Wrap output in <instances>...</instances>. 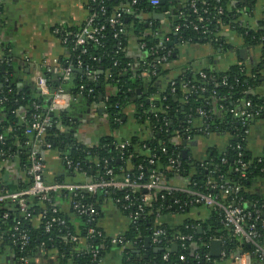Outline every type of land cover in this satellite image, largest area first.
<instances>
[{"label": "trees", "instance_id": "1", "mask_svg": "<svg viewBox=\"0 0 264 264\" xmlns=\"http://www.w3.org/2000/svg\"><path fill=\"white\" fill-rule=\"evenodd\" d=\"M129 1L110 0L106 3L105 14L96 12L95 23L105 24L100 45L89 43L76 47L72 34L78 30H69L70 35L60 34V37L65 39L67 48L71 50L69 63L72 66L70 78L62 86L64 92L77 100L101 105L105 110L107 123L113 131L124 124V111L128 106H132L133 120L139 126H144L147 134H134L129 139L122 140L109 135L100 138L92 146L82 145L72 136L68 137L60 132L59 126L67 125L68 116L65 111H59L48 113L52 124L45 133L44 141L51 145L52 150L61 151L74 162H79L82 170L92 178L98 174L106 180L109 179V176L104 174V168H107L118 178L124 174H130L133 179L141 176L139 182L144 183L147 182L150 171L155 169L165 184L173 185L174 180L178 179L183 184L188 182L189 186L195 184L196 189L216 196L223 204H238L252 212V206L256 204V208L264 213V196L251 191L257 179H264V156L251 158L246 151L245 140H242L246 127L231 113L243 102H250L249 110L258 113L254 119L260 117L264 110V98L252 93L263 82L261 78L264 72V24L252 28L239 21V13L242 14V10L250 12L257 0H179V7L174 0H166L168 7L173 6L174 13L170 19L169 32L165 36L169 41L163 42L161 46L159 42L163 40L164 34L160 29L157 30L156 23L152 22L150 26L139 19L146 10L148 0H137L133 13L122 17L124 32L119 33L118 38L113 37L117 29L111 28L106 20L116 12L119 4ZM192 2L197 13L191 8ZM93 9L91 6V13L96 11V8ZM160 9L161 7L158 8ZM199 16L208 21L198 22ZM176 25L180 26L178 33L171 30ZM194 26H197L198 30H194ZM201 26H204L205 32H202ZM129 30L134 33L139 44H145L142 56L136 61L128 57L125 51L128 43L126 33ZM222 30L238 37L242 47L258 52V60L251 70H247L242 64H236L224 72L205 69L200 72L203 77L200 73L184 72L176 78L167 79L168 64L174 61L179 44L202 43L209 44L215 50L235 51L237 48L234 45L225 43ZM118 42L124 47V51L118 49ZM82 49H85V53L81 52ZM163 56L167 57L166 61L158 62ZM78 61L81 63L80 67L77 65ZM64 65L62 63L61 67ZM10 71L12 75L8 84L3 81L0 73V101H3L0 103V133L5 134L7 127H12L10 134L20 139L23 129L14 113L15 109L21 106L28 119L35 113L47 114L51 96L41 95L30 85L22 90L18 89L15 70ZM87 72L96 77V80L92 81ZM42 75L49 89L54 90L60 85L58 74L46 72L43 68ZM90 89L92 93L88 94ZM34 105L38 106V110L34 109ZM200 111L206 114V118L199 114ZM222 135L228 138L224 148L209 149L201 160L190 154V145L196 137L204 136L210 139ZM124 141L129 142L128 146L120 149L119 144ZM6 142L8 145L13 144L10 139ZM184 150L187 151L185 156L182 154ZM150 160H154L152 165L149 164ZM170 160L178 162L177 165L172 166ZM238 160L244 166H241ZM22 162L24 161L21 159ZM19 165L14 173V180L4 184L3 189L18 191L29 186V181L20 174ZM68 178H75V175L65 173L63 177L56 178V181L61 182ZM208 180L215 185L214 189L207 185ZM222 185L232 188L228 194H224L220 189ZM162 194L153 192L150 204L139 219L135 223L129 221L122 237L130 243L114 247L109 242L113 236L99 227L97 219L103 215L107 203L124 216L135 213V205L126 210L122 206L125 208L128 204L123 201V196L127 195L132 202L136 196L111 189L99 190L93 195L79 192L75 200L92 204L98 212L93 226L101 231V237L95 236L87 240L88 247L97 252L96 259L88 252V248L81 251L86 244L85 218L74 216L72 211L66 213L62 210L63 206H60L68 201L69 193H63L60 197L53 196L50 204L42 203L36 198H28L32 214L26 221L21 218L15 206L2 204L0 237L2 242L12 249L16 261L18 256L34 258L42 250H55L60 257L59 264H98L114 248L122 249V264H211L213 259L206 262L203 256L208 253V242L212 239H220L223 242L226 256L236 249L252 253V247L245 244L241 246L238 238L232 235V230L225 226L221 210L198 204L178 210L179 206L174 204V201L183 203L187 200L186 196L179 193L172 196ZM118 198L122 200L120 204L115 203ZM53 206L56 207L58 215L64 218L66 228L54 227L49 233H45L44 222L54 216L50 212ZM44 210L47 211V217L43 218ZM5 211H9L10 216L3 220L1 215ZM198 212L201 214L196 219L188 216ZM171 213L188 217L174 228L159 224V217ZM71 215L78 226H75ZM254 217H251L249 224L254 223ZM16 222H19L20 230H25L29 238L22 254L19 252L18 233L11 237ZM258 222L256 230L260 235V243L264 246V224ZM198 227L202 228L201 232ZM156 229H163L165 238H162L158 246L149 243L148 247H145V238H151ZM67 230L77 235V242L62 240ZM191 233L193 240L187 242L185 248L180 247L175 253L170 251L174 236ZM13 240L17 241V244H11ZM42 243L44 248L40 247ZM155 248L161 250L155 251ZM138 252L141 255H138ZM166 253L168 256L164 260ZM252 257L258 262H264V259H259L254 254Z\"/></svg>", "mask_w": 264, "mask_h": 264}, {"label": "crops", "instance_id": "2", "mask_svg": "<svg viewBox=\"0 0 264 264\" xmlns=\"http://www.w3.org/2000/svg\"><path fill=\"white\" fill-rule=\"evenodd\" d=\"M176 3L180 5V1ZM147 4L146 10L139 17L140 21L147 25L149 22H155L157 29H160L165 37L170 29L169 23L174 13L173 6H167L164 13L156 9L157 13L161 15L168 14L169 17L163 16L161 20H154L149 2ZM0 5V55H10L19 62L15 69V78L17 81L22 82H26L38 69L51 68L56 71L63 68L61 67L62 63L65 64V67L70 62L71 50L67 48L65 39L60 37V34H56L54 30L58 28L62 34L67 33V35H70L69 30H79L91 13L90 0H0ZM239 16L241 23L248 24L252 28H255L258 24H264V0H257L250 12L242 10V14L239 13ZM171 30L173 31V29ZM221 33L225 37V43L232 44L237 48L235 51L215 50L209 44L202 43L187 42L179 44L174 55V61L168 64L167 79L176 78L184 72L198 74L205 69L224 72L230 66L236 64H242L247 70H251L258 60V52L242 47L241 40L226 30H222ZM126 34L128 43L125 51L131 59L139 60L143 50L140 48L141 44H139L138 39L131 30ZM240 49L245 50L243 55H240ZM24 58H29L32 64L24 63ZM261 79L263 82L260 81L262 83L252 93L264 98V72H262ZM102 109L104 108L99 104L73 98L68 111H65L68 116L67 125H60V132L68 137L72 136L78 143L86 146H92L100 138L109 135L122 140L129 139L134 134H147L144 126H139L133 120L132 106H128L124 111V124L114 131L107 123L105 111L100 113L99 110ZM227 140L228 138L223 135L210 139L204 136L196 137L190 145V154H192V157L201 160L209 152V149L213 147L224 148L227 145ZM245 148L253 159L264 156V110L260 117L247 123ZM45 164V180L47 181H56V178L63 177L65 173L67 174L62 161L57 157L54 150L45 152ZM13 170V168L6 166L2 167L0 164V180L4 184L12 179L14 180ZM68 179L71 180L72 178ZM76 179L81 180V177L78 176ZM173 185L182 187L183 182L175 179ZM252 190L264 196V179H257L251 187ZM60 206H63L62 210L64 212L69 213L70 210L66 202H63ZM200 214L198 212L188 216L192 217L191 219H196ZM188 216L171 213L159 217L158 222L174 228L181 225ZM71 219L74 222L73 215H71ZM97 222L99 227L107 234L119 237L126 231L129 220L127 216H124L110 203H107L103 215L97 219ZM75 224V226H78L77 223ZM77 230L76 227L78 233ZM243 245L241 242V246ZM222 252L224 255L222 254L221 258L213 260L212 263L237 264L236 256L242 251L236 249L226 256L223 245ZM121 259L122 249L114 248L104 256L101 264H122ZM59 262L60 257L55 250H42L34 258H30L26 264H59ZM0 264H18L12 249L7 243L2 242L1 237ZM68 264L71 263L68 262ZM250 264H264V262H258L252 257Z\"/></svg>", "mask_w": 264, "mask_h": 264}, {"label": "built area", "instance_id": "3", "mask_svg": "<svg viewBox=\"0 0 264 264\" xmlns=\"http://www.w3.org/2000/svg\"><path fill=\"white\" fill-rule=\"evenodd\" d=\"M110 0H90V4L92 8H96L90 15L86 18L81 28L74 34H72L74 45L77 47L85 46L89 43H94L96 45H100V38H102V32L105 28V24H96L95 23V15L98 12L100 15L105 14V6L106 3ZM149 8L158 9L160 7V0H148ZM138 3L137 0H130L126 4H119L116 12L110 17L107 18L106 22L110 25L111 28L117 29L113 35L114 38H118L119 33L124 32L122 17L125 15H129L133 13V7ZM191 8L193 12L197 13V9H195V5L192 2ZM206 11H204L205 13ZM206 18L201 16L198 17V22H207ZM150 26L152 22L148 23ZM204 26H201L202 32H205L203 29ZM194 30H198L197 26L193 27ZM180 29L179 25L174 26L173 31L178 33ZM158 30V29H157ZM156 30V31H157ZM155 31V32H156ZM54 32L56 34H62L60 29H55ZM65 34V33H64ZM169 38L164 37L161 42H159V46L163 44V42H168ZM118 49L120 51H124V47H122L121 43H117ZM145 44H141L140 48L143 49ZM82 53H85V49H82ZM166 56L160 58L159 61H166ZM12 56L7 54L0 55V73L3 77V81L8 84L9 78L12 75V69H16L18 63L16 62ZM24 63L32 64L29 58L23 59ZM77 65L80 67V61L77 62ZM36 68L35 66H33ZM46 72H54L60 76V85L57 86L53 92L51 93L49 87L47 86L46 80L42 75V70L38 69V71H34L32 77H30L26 82L17 81V88L22 90L24 87L28 85L34 87L39 91L41 95L48 96L50 95V104L47 109V114L43 113H35L30 116L28 119L24 113V110L21 106L17 107L14 111L20 126L22 127V138H17L15 135L10 134L13 130L12 127H7L4 133H0V164L2 167L13 168L14 173L17 169V165H19L20 174L23 175L26 180L29 181V186L25 189L18 191H9L3 189L4 182L0 180V206L2 204L5 205H13L17 208L21 218L23 220H28L31 218V212L29 210V205L27 202L28 198H36L38 201L42 203L50 204L52 202V197H60L63 193H69L70 197L68 199L67 207L70 211L73 212L74 216L85 218L86 220V237L84 238L86 244L81 248V251H85L88 248V252L92 254V257L96 259L97 252L92 248L88 247L87 240L98 236L101 237V231L97 230L93 224L95 218L98 216V212L92 204L82 203L79 200H75L78 196L79 192H84L88 194H95L99 190H115V191H125L129 194H133L136 196L134 202L129 200V197L123 196V201L127 202L125 208L122 206L124 210L129 208L130 206H136L135 213H129L127 215L128 220L131 223H135L139 217L141 216L144 209L150 204L152 199L153 192H161L164 196H172L175 193H179L185 195L187 200L183 203H180L178 200L174 201V204H177L179 207L178 210H182L184 208L189 207L192 204L204 205L210 208H217L223 213V223L225 226L229 227L232 230V235L239 240L243 244L249 245L252 247V253L240 252L236 258L237 264H250V260L252 258V254L256 255L259 259H264V246L260 243V235L256 230V225L261 222V225L264 224V213L261 209L256 208V204H253L252 208L254 211H249L248 209H244L240 207L238 204H223L221 203L216 196H213L210 193L202 192L195 188V184L189 186V183L186 182L183 186H174L170 184H165L162 182V178L155 169L151 170L148 175L147 182L140 183L139 180L141 176L137 179H133L130 174H124L123 176L115 177L113 176V172L110 169L104 168V174L109 176V179H104L98 174L92 178L86 174L85 171L82 170V166L79 162H74L67 154L54 150L57 157L62 161L63 168L67 173H73L75 178L71 180L65 181H47L45 180V152L53 151L52 147L49 143L44 141L45 133L47 129L51 126L52 120L50 119V115L48 113H57L59 111H67L71 102L73 101V97L64 92L63 84L66 83L71 75L72 66L71 64H67L63 68H59L56 71L51 68H44ZM88 76L92 77V81L96 80V77L91 75L90 72H87ZM203 77V74L200 73ZM92 90L88 91V94H91ZM22 100V98H21ZM3 101L1 100L0 103ZM250 102H243L240 107L237 108L236 111H231L234 118L239 119L241 125L243 127L247 126L248 121L254 119L258 116L257 112H251L249 110ZM34 109L38 110V106L34 105ZM199 114L206 118V114L202 111ZM60 129V128H59ZM246 130L244 131V136L242 140H245ZM9 136V137H8ZM10 139L13 144L8 145L7 140ZM127 141H124L119 144L120 149L128 146ZM42 148V155L39 154L36 149ZM240 156V154L238 155ZM21 159L24 161L21 163ZM225 162L224 160H222ZM260 161V160H259ZM154 160H150L149 164H153ZM172 166H176L178 162L175 160H170ZM238 163L242 164L238 160ZM106 167V166H105ZM177 171V170H176ZM80 176L81 180L76 179V177ZM244 176V175H242ZM207 185L211 187V189L215 188V185H212L210 180L207 181ZM220 189L223 190L224 194H228L232 189L230 186H220ZM122 202L121 199H116L115 203L120 204ZM54 216L49 217L44 222V231L45 233H49L50 230L54 227L66 228L65 220L63 217L58 215L56 207H52L50 211ZM260 215L262 218H260ZM9 211H5L1 215V219L6 220L9 218ZM252 216L254 217V223H248ZM42 217H47V211L44 210L42 212ZM18 233V245L20 247V253L24 252V248L28 243V236L25 230H20L19 222H16L15 227L13 228V233L11 237H14V234ZM165 231L163 229H156L152 232L151 238H149V243L154 246H158L162 242V238H165ZM77 235L70 233V231H66L62 236V240L64 242L75 243L78 238ZM173 244H176L178 248H185V244L193 240V234L187 235H176L174 236ZM110 245L116 247L119 245L128 244L130 242L126 241L122 236H113L110 237ZM179 243V244H178ZM223 243V242H222ZM11 244H17V241H12ZM172 244V245H173ZM44 243L40 245L41 248H44ZM179 250V249H178ZM224 255V253L222 252ZM168 253L164 254L163 259L166 260ZM30 257L27 256H18L17 261L20 264H26ZM211 259L210 255L207 253L203 256V260L209 262ZM182 260V258H180ZM98 264H101L99 261Z\"/></svg>", "mask_w": 264, "mask_h": 264}, {"label": "water", "instance_id": "4", "mask_svg": "<svg viewBox=\"0 0 264 264\" xmlns=\"http://www.w3.org/2000/svg\"><path fill=\"white\" fill-rule=\"evenodd\" d=\"M175 1L178 2L179 0H175ZM160 7H161V9H160L161 13H164V12L166 11V9H167L166 0H160ZM177 7H179L178 4H177ZM150 10H151V14H152V17H153L154 20H161V19L163 18V16H165V17H169L168 14L161 15V14L157 13V11L154 10V9H150ZM239 53H240V55H243V54L245 53V50H244V49H240V50H239ZM19 83H20V81H19ZM50 92L52 93V92H53V89H51ZM136 94L138 95V94H139V91H137ZM133 99H135V98H133ZM99 100H101V96H99ZM67 111H68V110H67ZM99 111H100V113H102V112L105 111V110L102 109V110H99ZM36 151H37L39 154H41V155H42V153H43L42 148H37ZM186 153H187V151L184 150V151L182 152L183 156H185ZM198 231L201 232V231H202V228L199 227V228H198ZM144 245H145V247H148V245H149V238H145V240H144ZM247 246L249 247V245H247ZM208 248H209V255H210V257H211L213 260H215V259H219V258H221V257L223 256V255H222V251H223V243H222V241H221L220 239H212V240H210V241L208 242ZM159 250H161V248H155V251H159ZM170 251H171L172 253L177 252V251H178V246H177L176 244H173V245L171 246V248H170ZM138 255H141V253L138 252ZM237 256H238V254H237ZM237 256H236V257H237ZM211 264H214V263H211Z\"/></svg>", "mask_w": 264, "mask_h": 264}]
</instances>
